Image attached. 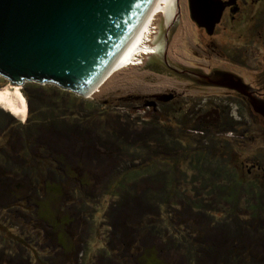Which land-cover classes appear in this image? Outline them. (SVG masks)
Wrapping results in <instances>:
<instances>
[{"label": "rangeland", "instance_id": "374dc122", "mask_svg": "<svg viewBox=\"0 0 264 264\" xmlns=\"http://www.w3.org/2000/svg\"><path fill=\"white\" fill-rule=\"evenodd\" d=\"M158 1L162 7L158 12L153 13L147 25V32L145 31L146 35H143V40H146L149 46L162 43L157 52L140 51L135 54L136 56L133 55L134 58L130 59L133 60V65L111 72L92 94L81 95L68 90L78 98V109L81 111L90 113L92 109H96L95 104L100 102L105 107L106 120L99 118L97 114L90 116L87 123L91 125L86 126L85 135H92L91 130L97 132L92 126L103 121L107 129L101 126L96 128L99 129L97 133L100 135L105 133L113 137V132H118L121 128L125 129L124 124L128 122L127 119L136 121L140 119L139 116L146 117L152 114L153 108L149 105L153 100L161 102L158 99L173 93L181 94L184 99H190L195 95L196 90L185 86L186 78L171 69L172 66L180 69L182 66L195 67L201 62H207V59L201 58L199 54L201 50L197 48L196 38L193 40L196 34L187 0H169V5L163 0H156ZM192 3L195 19H204L209 12L214 14L218 6L223 5L222 0H192ZM262 3L264 0H247L240 3V21L247 26V30L254 29L260 22L264 26ZM53 85L57 84L34 80H25L22 84L33 92L31 99L36 93H41L39 90L42 89L37 90L39 86L41 88L49 86L52 92ZM22 86L12 85L8 78L0 74V90L9 87L23 109L22 114L15 111L14 114L13 110L0 100V108L8 111L10 115L8 132H23L20 123L26 121L29 107L31 111H37L36 103L24 98ZM197 97L196 95L194 100H198ZM256 102L260 104L259 101ZM163 106L161 112L166 114L164 109L167 104ZM184 110L188 119L191 118L188 117L190 113H198L196 105L192 103L183 107ZM244 112L249 118L238 126L240 128L236 133L221 134L210 127L209 132L212 136L209 138L218 145L221 152L228 151L232 143L236 154L250 162L263 153L262 112L264 111L255 103V106L245 109ZM153 114L155 115L154 112ZM118 115L123 123L118 124L119 120L115 121ZM37 118L38 115L31 112L28 120L31 119L30 121L34 123ZM200 121L194 122L199 125L204 124ZM72 123L69 121L66 125L74 126L73 121ZM147 124L133 123L131 128H128L132 134L128 136L129 143L134 145L145 143V139L140 136L141 133L146 134L147 128L144 126L147 127ZM109 128L113 132L109 131ZM57 129L58 126L55 124L47 130L52 132ZM244 130H247L246 136H242ZM53 133L45 137L44 141L47 142L35 145V151L32 153L34 155L28 156V160L25 154L26 151H30L28 146L22 152V157L16 151L12 153L10 150L18 147L20 141L12 139L9 146V137H0V146L6 145L11 152L6 154L5 151L0 150V165L10 167L11 164H21L19 167L26 171V178H22L28 181L26 187H20L24 191L14 189V182L19 175H11L0 182V264H224L222 262L225 258L231 259L228 264H239L237 261H249L252 257L264 263V233L259 221L256 225L249 222L251 210L244 208L246 202L243 198L240 213H235L240 218L222 215L232 207L227 202L221 201L222 203L216 205L218 208L211 216L212 212L202 214L193 211L190 205L179 200L177 196L168 200L169 202L163 204L160 209L145 207L144 215L140 217V210L136 211L135 207L139 199L138 195H135L136 190L147 191L149 187L154 189L163 183L150 181L148 177L152 171L150 168L155 169L157 165L150 161L145 164L149 158L147 154L123 155V151L118 149L119 141L116 143L115 140L102 139L103 145L97 142L99 147L91 145L94 143L90 146L86 144L82 146L79 143L83 141L79 137L62 142L57 132ZM209 138L206 137L201 141L204 146H208L207 143L211 142ZM25 142L30 144L31 141ZM158 147L159 145L154 143L152 152L158 150ZM159 148L163 150L162 147ZM146 150L151 153L149 149ZM133 152L132 148L130 153ZM157 152L160 154L159 151ZM59 153L66 156V162L61 156L56 158ZM7 156L12 158L7 159ZM58 163L61 169L58 170L60 172H55L54 167L59 168ZM170 164H165V167H170ZM175 164L177 163H174V166ZM112 168L114 171H110ZM43 169L44 173H42ZM174 169L176 171V168ZM191 170H187L191 177L179 182L186 184L185 190L183 188L182 190L190 195L193 194L189 187L192 177L200 180L199 169L194 167V172H190ZM39 171H41L40 175H37L36 172ZM243 171L247 173L246 169ZM0 173L4 174V171L0 170ZM175 173L180 175L179 171ZM251 176L261 180L260 172L254 171ZM179 177L177 176L178 179ZM64 179L67 187L71 188L66 191V195L63 192ZM85 179L89 182L88 185H85ZM108 180L118 181L120 184L122 182L125 186L112 183L110 191L106 192L104 185ZM81 184L84 185L83 189L88 193L87 195L82 194L83 190L79 186ZM118 190H122L123 194L115 196L113 191L117 193ZM9 201L11 206L15 204L14 208H9L8 204H5ZM19 202H23L21 206L18 205ZM83 206L87 209L83 210ZM212 206L207 207L212 208ZM245 216L248 221L245 220ZM163 219L167 220V224H164ZM150 228L157 230L152 234ZM112 229L115 231L112 232ZM115 232L118 234L116 235ZM188 232L193 236L187 237ZM182 236L193 245H187L189 248H184L186 246L179 248L176 241L178 238L183 239ZM209 247L210 250L214 248L213 252L208 251ZM243 249L247 251L244 252ZM185 250L188 251L189 257L184 256ZM190 250L195 253H190ZM237 251L239 254L235 253ZM199 254L202 255L200 259Z\"/></svg>", "mask_w": 264, "mask_h": 264}, {"label": "trees", "instance_id": "16d2710c", "mask_svg": "<svg viewBox=\"0 0 264 264\" xmlns=\"http://www.w3.org/2000/svg\"><path fill=\"white\" fill-rule=\"evenodd\" d=\"M49 88H50L49 86L43 88L39 86L37 90L42 89V91L39 90V92L41 93L38 94L36 93L35 96H33V99H31L32 98L31 94L33 92L29 91L27 87L22 86L21 91L23 93V96H25L24 98H26L31 103L32 101H34L36 103L35 108H37V111L36 110L31 111V108L29 107L28 115H27L28 117L26 121L20 123L23 132L20 131V133H15V132L7 131L8 128L10 127V125H8V116L10 117V115L8 111L4 110L3 108H0V137H4V136H7V138L9 137L8 140L9 146H11L10 142L12 139L16 141L17 140L20 141L19 146L14 147L13 150L12 148L10 149L6 145L0 146V150L5 151L6 154H11L10 150L12 151V153H15L16 151L17 154L23 157L22 152L26 150L25 147L28 146V150L30 151L25 152V154L27 155L26 160H28L29 159L28 156L31 157L32 155H34L32 153L33 151H35L34 149L35 145H42L44 142H47L44 141L45 137L49 135V133L54 134L53 132H57L62 142L71 139L73 140V138L79 137L83 141V143H79L82 146L83 144L84 145L86 144V146L87 145L90 146L91 143H94L91 145L99 147V144L103 145L101 141L102 139H107L110 141L115 140L116 143L119 141L118 145H120V147H118V149L119 150L121 149L123 151L122 152L123 155L132 154L134 156L135 155L139 156L142 153L147 154L149 158L145 161V164H148V162L150 161V163L152 164L155 163L158 166V167L156 166L155 169L150 168L152 170L148 174V177L151 179L150 181H154L158 183L163 182L160 183L158 186H156L154 189L149 187L147 191L142 189L136 190L135 195H138L137 197L139 198L138 199L139 205H137L138 204L137 203L135 207L137 209L136 211L140 210V217L144 215L143 212L146 209L145 207H149L150 209H155L156 207H158L160 209L163 207L162 206L163 204H166V202H169L172 197H176V196L182 202H186L188 205H190L193 211L202 214L207 212L208 213L212 212L211 216L214 215L215 211L218 208L216 207V205H219L220 203H222L221 201H224L231 204L232 207L230 210H228L226 213L222 215L226 214L229 216L231 215V216L239 217L235 215V213L237 212L240 213L241 206L243 207V204L241 203V200L243 198L246 202V204H244L246 207L244 208L251 210L250 212L251 218H249L250 220L249 222H251L252 225H256L257 222L259 221L260 228L264 233V204L259 199L260 196L259 190L262 191L261 185L259 182L250 180V178L247 177V174L242 169L235 167L227 158L223 157V154H221L222 152L220 151L218 145L216 143H213L212 140L209 138V136H212V134L209 132L211 126L209 127L207 124L199 125L191 120L193 122L192 123L191 121H189L190 119H188L185 124H181V125L174 122L169 124V123H165L162 119V117L166 115L165 113L161 115L157 113L156 117L157 118L160 117V119L154 120V123L152 124L151 122H149L148 119L149 116L151 115L148 114L146 117L139 116L140 119H136V121L127 119L128 122L124 124L125 129L121 128L118 132L117 131L113 132L109 128V131L113 132L112 133L113 137H110L108 136V134L106 135L105 133H101V135L97 133L99 129L96 130V128L105 126L107 129V125L105 124V122L99 121L96 123L97 124L96 126H92L93 129H95V131L97 132H93V130H91L92 135L87 136L85 135V129L87 125H91L90 123L89 124L87 123V121H89L91 118L90 116L97 114L99 118L106 120V115H105L106 110L104 111L105 107H103V103L102 102H100L99 104L96 103L95 104L96 109H92L90 113H87L78 109V102H79L78 98H76L75 95L71 94L68 90L63 89L62 87L57 85L52 87L54 88L52 92L49 90ZM31 112H35V114L38 115V118L34 123L30 121L31 119L28 120ZM125 112L127 113L128 110H126ZM129 114L130 112L128 113V115ZM120 116L123 117L122 114H120ZM118 117L119 115L116 116L117 120L115 121L119 120L117 122L118 124L123 123L121 122L122 121L121 118ZM69 121L71 124H73L72 123L73 121L74 126L66 125V123ZM133 123L135 124L148 123L147 127L144 126L145 128H147L145 132L146 134L141 133L140 136L143 139H145V143H141L140 145L137 144L134 145L133 143H129L128 136H131L132 134L131 132L128 131V128L130 129ZM55 124L56 126H58V129L56 131L51 132L50 130H47ZM180 127H182V129ZM228 129L229 127L227 124L226 126L221 125L220 127L215 129V132L218 133V132L228 131ZM111 132H109V134ZM168 132H171L172 134H169ZM181 132H185L186 135L181 134ZM42 136L44 138H42ZM206 137L209 138V140H211L210 143L209 142L207 143L208 146H204L203 143L201 142ZM91 139H93V141H91ZM27 140L31 141L30 144L29 143L27 144V142H25ZM205 141L207 142L208 140L206 139ZM97 142L99 144H97ZM154 143L156 145H159V147H162L163 150H161V148L158 147V150L153 149L155 151L152 152L151 148ZM200 143L202 144V146H200ZM50 148L51 147H49V149ZM132 148L134 152L130 153V151H132ZM146 149L149 150L151 149L150 150L151 153H149L148 150ZM157 151H159L160 154H158ZM58 156H61L64 162H66L65 161L66 156H63L61 153H59L56 156V158ZM6 158L11 159L12 157L7 156ZM167 163H171L170 167L168 168L165 167V164ZM174 163H177L175 164L176 167L174 166ZM67 164L69 165V163ZM58 165L59 168L56 169V167H54L55 172L61 169L59 163ZM159 165H162V167H160ZM19 166H21V164H11L10 167L9 166L3 167L2 165H0V170L4 171V174L0 173V182L5 180L11 175L14 176L19 175L17 176L18 179H16V181L14 182V189L16 190L19 189L18 191H22V190L24 191V189L20 187L21 186L26 187V182L28 181L27 179H25L26 171H24ZM194 167H196V169H199L198 178H200V180L199 179L197 180L196 178H194V176L192 177V182L189 184V187H190V191H192L193 194L190 195L185 193L184 191L186 184L179 182H184L185 180H188V178L191 176L187 172V170L192 169L190 172H194L193 170ZM174 168H176V171ZM110 171H114L113 168ZM178 171L180 172V175H177V173H175ZM40 172L41 171L36 172V174L40 175ZM45 172L48 171L45 170ZM240 172H242L243 174H241ZM42 173H44V169ZM112 176H114L113 172H112ZM177 176L178 177L180 176L179 179L177 178ZM23 181L25 184H23ZM63 182H64L63 192L65 194L66 191H68L71 188L67 187V184L65 183V179ZM88 183L89 182L86 180L85 185H88ZM112 183H116L117 186H125V184L122 182L120 184L118 181L108 180L105 182L104 185L106 192L110 191L109 188L113 185ZM193 184L195 186H192ZM79 186L83 190L82 194L87 195L88 193L84 192L83 189L84 185L81 184ZM182 188L184 190H182ZM121 191L122 190H118L117 193L113 191V194L116 196L121 193L120 195H122L123 192ZM0 197H1V193H0ZM10 202L11 201L5 203L8 204L9 208L15 205L13 204L11 206ZM22 203L23 202H19L18 205L21 206ZM80 204L82 205V202H80ZM208 205L210 206L214 205V206H212V208H208L207 207ZM86 209L87 207L83 206V210ZM245 217H246L245 220L248 221L247 216ZM253 218L255 219L253 220ZM163 221L164 224H167L166 219H163ZM110 225H112V223H110ZM150 230L151 233L153 234L154 231L157 229L150 228ZM114 231L115 230L112 229V232ZM115 234L117 235L118 233L115 232ZM184 236L186 237V235ZM190 236L193 235L190 232H188L187 237ZM185 237L182 236L183 239L181 238L177 239L176 244H179L178 246L179 248L180 247L182 248V246L183 247L186 246L184 248H189L187 245H191V246L193 245V243L187 241ZM17 241L18 243H20L18 239ZM193 242H195V239L193 240ZM210 248L211 247L207 248L208 251L210 250ZM213 250L214 248L211 249L210 251L213 252ZM243 250L244 252L247 251L246 249ZM190 253H195V252L193 250H190ZM235 253L239 254V251ZM184 254H185L184 256L189 257L188 251L185 250ZM222 254L226 256V254L228 253L226 252V254L224 253ZM192 257L194 256L192 255ZM198 257L200 259L202 255L199 254ZM190 259H194V258H190ZM223 261L224 262L222 263L228 264L231 262V259L225 258ZM257 261L258 260H256L255 257H252V259H250L249 261L239 260L237 262L239 264H243L246 262L248 264H264L262 263V261L260 262Z\"/></svg>", "mask_w": 264, "mask_h": 264}, {"label": "water", "instance_id": "95a60500", "mask_svg": "<svg viewBox=\"0 0 264 264\" xmlns=\"http://www.w3.org/2000/svg\"><path fill=\"white\" fill-rule=\"evenodd\" d=\"M156 0H0V74L92 94Z\"/></svg>", "mask_w": 264, "mask_h": 264}, {"label": "flooded vegetation", "instance_id": "af4514ba", "mask_svg": "<svg viewBox=\"0 0 264 264\" xmlns=\"http://www.w3.org/2000/svg\"><path fill=\"white\" fill-rule=\"evenodd\" d=\"M246 1L222 0L223 5L218 6L216 13L209 12L204 19H195L192 0H187L196 34L193 40L196 38L197 48L201 50L199 54L207 62H201L195 67H171L186 78L185 86L193 88L196 93L190 99L173 93L158 99L162 103L153 100L149 105L155 113L152 112L148 118L151 124L160 119L156 117L157 113L164 114L161 111L165 104L166 115L162 117L163 121L185 124L188 118L183 107L192 103L196 105L198 113H190V120H201L200 123L204 122L214 129L227 124L228 131L220 133H236L240 128L238 126L249 118L245 109H251L256 103L264 111V26L260 22L254 29L250 28V33L240 21V3ZM196 95L198 100H194ZM262 115L264 117L263 112ZM246 131H243L242 136L247 135ZM181 134L186 135L185 132ZM230 145L232 147L229 146L228 151L221 154L235 167L246 169L250 180L260 183L262 191L259 190V199L264 204V144L263 153L250 162L239 157L234 151V145ZM254 171L260 172V181L251 176Z\"/></svg>", "mask_w": 264, "mask_h": 264}, {"label": "bare ground", "instance_id": "6f19581e", "mask_svg": "<svg viewBox=\"0 0 264 264\" xmlns=\"http://www.w3.org/2000/svg\"><path fill=\"white\" fill-rule=\"evenodd\" d=\"M163 1H165L167 5H169L168 3L169 0H163ZM161 7L162 6L159 1L154 3L153 7L151 8L144 22L140 26L139 30L137 31V33L135 34V36L133 37V39L131 40V42L123 52V54L111 67V69L106 73V77L109 76V74L113 71L124 68L126 66L133 65L132 64L133 60L131 61L130 59L131 57L133 59L134 58L133 55L136 56L135 54L139 53L140 51H144V52L147 51L146 53L149 52L153 53L155 51L157 52L161 48L162 43L161 44L158 43L156 46L152 47L146 44V40H143V35L144 34L146 35L145 31L147 32L146 29H148L147 25L149 24V20L151 19L152 15H154L153 13L158 12L161 9ZM167 8L168 7H166L165 9L167 10ZM0 100L9 106V109L13 110L12 111L13 113L14 111L19 114L23 113V109L18 104L17 99L14 97V93L11 92L9 87L7 88L5 87V89L0 90Z\"/></svg>", "mask_w": 264, "mask_h": 264}]
</instances>
